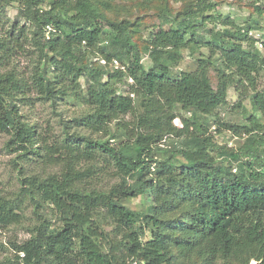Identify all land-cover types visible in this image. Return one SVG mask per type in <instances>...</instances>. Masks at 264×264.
Masks as SVG:
<instances>
[{
	"label": "trees",
	"instance_id": "obj_1",
	"mask_svg": "<svg viewBox=\"0 0 264 264\" xmlns=\"http://www.w3.org/2000/svg\"><path fill=\"white\" fill-rule=\"evenodd\" d=\"M118 1L0 0V131L10 137L8 150L62 167L47 178L20 179L19 197H28L38 222L0 264H264V124L257 116L264 120V89H258L264 56L255 48L260 41L264 47V33L254 40L250 33L259 25L241 27L227 17L223 31L212 30L206 42L201 30L221 21L207 14L219 3L188 0L177 12L162 4L160 24L144 40L145 22L124 16L132 9ZM261 1L254 4L259 14ZM14 3L19 20L12 22L7 10ZM132 3L146 8L154 0ZM103 38L108 47L102 48ZM203 47L210 56L195 58ZM185 51L196 68L174 74ZM20 58L29 60L27 70L16 66ZM124 81L132 82L129 95L119 88ZM231 88L239 98L232 109L242 110L247 124L223 127L248 138L241 156L232 153L217 163L215 154L223 160L225 153L205 136V125L192 123L194 134L189 120L182 119L181 128L173 121L178 109L192 118L216 115L229 106ZM248 98L249 117L243 106ZM68 99L84 111L60 119L63 135L52 143L20 114L21 105L41 101L56 109ZM169 137L186 140V148L173 146L159 159ZM239 157L245 160L234 169ZM109 169L119 182L89 187V179ZM140 196L151 200L148 210L124 205ZM47 206L58 213L59 226L42 214ZM20 209L18 200L0 193V230L21 223Z\"/></svg>",
	"mask_w": 264,
	"mask_h": 264
},
{
	"label": "rangeland",
	"instance_id": "obj_2",
	"mask_svg": "<svg viewBox=\"0 0 264 264\" xmlns=\"http://www.w3.org/2000/svg\"><path fill=\"white\" fill-rule=\"evenodd\" d=\"M188 0H154V3L148 5L146 8L136 7L135 3H132V0H122L118 1L119 4H123L127 7V9H132L130 13L125 12L124 16L131 15L135 18L140 17L142 22H145L146 25L141 28V34L143 39L148 38V34L152 31L156 26L160 24V20L156 17V12L159 11L162 4L164 6H169L173 12L179 11L184 3ZM213 4L219 3L218 7L215 11L208 12V15H218L221 17V21L219 22H209L206 26L201 30V35L204 37L206 42L210 40V34L212 30L215 31H223L225 28L223 21L225 18L229 17L237 26H248L252 24L257 26L258 32H253V37L262 38L260 36L264 33V13L259 14L255 11L254 4H256L257 0H206ZM196 3L197 0H194ZM263 3L264 0L259 2ZM257 3V4H259ZM18 7L19 3H14L7 10V16L9 20L15 22L19 20L18 17ZM264 10V9H263ZM259 34V35H258ZM252 37V38H253ZM251 38V37H250ZM257 40V38H256ZM264 41V38H263ZM102 48L109 46V41L107 38H103ZM244 47L246 49H250L251 46L249 42L244 43ZM257 51L264 56V47L263 43L260 41L257 43L255 47ZM252 50V49H251ZM255 50V52H257ZM257 52V53H258ZM143 64L149 69L152 66V61L147 55H143ZM209 57L210 52L207 47L201 48L198 50L195 58L199 57ZM213 61L217 64V56L214 57ZM122 64V63H121ZM30 62L27 58H20L16 62V66H19V69L27 70ZM196 60L190 55L189 51L184 52V60L180 63V65L173 70L174 74H178L181 71H194L196 68ZM120 67V64L118 65ZM211 79L212 84L215 88L218 85V79L216 76L215 68L211 69ZM132 82L126 83L125 81L119 85L122 93H126L129 95V85ZM82 84L84 85V81L82 80ZM258 89H264V75H261L258 81ZM131 93V91H130ZM34 97V95H33ZM134 97V96H133ZM251 98V94L249 96ZM36 98V97H35ZM248 98L244 103V108L249 112L248 117L253 113L251 99ZM136 107L138 108V112L141 111L139 107V98L134 97ZM229 106L222 107L214 116H201L196 115L195 118H192V113H185L181 110H177L179 118L173 121V125L175 127L181 128L182 119L189 120L190 123V132L195 134L194 127L192 123L198 122L206 126L207 134L205 136L212 138V143L216 144L218 148L221 149L222 152L225 153V157L223 160L218 154H215V159L218 162L227 161L232 153H240V149L242 146L247 143L248 136L245 134L236 135L234 131L228 129V127H223V124L226 126H244L247 124V121L244 119V115L242 110H233V106H235L239 100L238 94L235 92L234 88H231L228 93ZM20 114L23 116L25 122H28L31 125H34L38 131V133L43 134L44 139L48 140L49 143H52L56 139H60L62 137V126L60 123V119L71 120L75 117H78L83 113L84 108L76 103L72 99H68L63 101L54 109L49 103L34 101L33 106H23L20 107ZM260 118V123L264 124V120L260 114L257 115ZM127 120L130 119L128 116ZM222 124V126L220 125ZM112 132H116L115 126H112ZM241 133V130H238ZM192 133V134H193ZM197 134V133H196ZM9 136L2 131H0V193L10 200H18L21 204V209L18 211L22 215V221L20 224H14L9 226L6 229L0 230V262L6 257H13L14 251L12 249V243H21L30 238L31 230L37 225L38 219L35 215L34 205L30 202L28 197L20 196L22 184L20 179L25 176H38L40 178H47L48 176L59 173L62 170L61 163L57 165L49 163L48 160H42L40 157L29 153L28 158L21 157L19 152L10 151L7 149V142L9 140ZM107 139V138H106ZM185 141L183 139H171L169 137L166 139V142L163 143V151L157 154L159 159H166L171 155L172 150L171 147L176 146L177 149L186 148ZM191 148V147H190ZM189 149V148H188ZM195 149V147H193ZM174 150V149H173ZM241 156L240 154H237ZM181 162V158L178 159ZM242 160H245L244 157H239L237 162L233 164L234 169H239ZM17 163V164H16ZM179 165L178 163H175ZM103 165V164H101ZM86 166L85 162L80 164V167ZM105 169H108L107 167ZM102 170V169H101ZM108 175H100L95 176L89 181H91V185L89 187L94 189L100 188H109L111 185L119 182V180L112 176V172L114 169H109ZM236 171L234 170V173ZM151 204V200H149L145 196H140L138 198L132 199L130 201L124 202V205L129 209L136 211H146ZM42 214L47 218V220L51 221L53 225H60V217L58 213L52 209V207H46L41 210ZM102 219V218H101ZM107 232H112L113 227L109 224L104 226ZM254 264V263H253Z\"/></svg>",
	"mask_w": 264,
	"mask_h": 264
},
{
	"label": "built area",
	"instance_id": "obj_3",
	"mask_svg": "<svg viewBox=\"0 0 264 264\" xmlns=\"http://www.w3.org/2000/svg\"><path fill=\"white\" fill-rule=\"evenodd\" d=\"M250 35L252 36L253 33H250ZM258 35H259V34H258ZM255 38L259 39L258 37H255ZM118 65H119V62H118L117 60H114V61H113V66H115V67H119ZM134 264H136V263H134Z\"/></svg>",
	"mask_w": 264,
	"mask_h": 264
}]
</instances>
